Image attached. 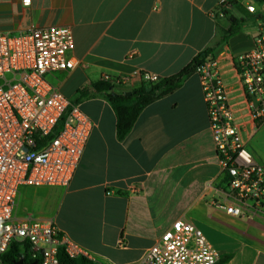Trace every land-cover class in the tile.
Segmentation results:
<instances>
[{
	"label": "crops",
	"instance_id": "0c3cea01",
	"mask_svg": "<svg viewBox=\"0 0 264 264\" xmlns=\"http://www.w3.org/2000/svg\"><path fill=\"white\" fill-rule=\"evenodd\" d=\"M220 0H0V32L67 26L75 68L49 81L92 120L94 127L67 187L19 191L14 215L51 219L98 264H136L161 235L185 219L201 229L226 264H264V215L235 218L215 205L222 199V165L197 73L171 94L147 105L118 138L117 118L103 96L80 90L104 76L130 79L177 74L221 40L230 17L237 34L214 51L246 147L264 164V123L255 127L233 57L250 50L264 5L236 4L216 17ZM254 4L257 14L249 13ZM209 183L214 188L208 189ZM25 199V200H24Z\"/></svg>",
	"mask_w": 264,
	"mask_h": 264
},
{
	"label": "built area",
	"instance_id": "2783aa9c",
	"mask_svg": "<svg viewBox=\"0 0 264 264\" xmlns=\"http://www.w3.org/2000/svg\"><path fill=\"white\" fill-rule=\"evenodd\" d=\"M246 0H220L216 17ZM29 6L32 0H22ZM249 13L257 14L254 4ZM75 47L67 26H33L18 33L0 32V264L12 244L28 245L22 264H59V249L71 258L91 254L61 232L51 219L14 215L21 186L67 187L84 154L94 124L79 103L66 98L48 79L75 68ZM251 118L264 123V19L259 18L253 47L233 57ZM209 57L197 70L216 150L222 165V199L215 205L235 218L264 215V164L246 147L242 130L219 69ZM156 82V76L144 73ZM103 78H108L104 76ZM110 78V77H109ZM127 83V78H117ZM208 189L214 188L209 183ZM221 254L201 229L185 219L175 221L136 264H217Z\"/></svg>",
	"mask_w": 264,
	"mask_h": 264
},
{
	"label": "trees",
	"instance_id": "16d2710c",
	"mask_svg": "<svg viewBox=\"0 0 264 264\" xmlns=\"http://www.w3.org/2000/svg\"><path fill=\"white\" fill-rule=\"evenodd\" d=\"M254 1L264 5V0ZM225 14L228 16L229 11H226ZM259 18L264 19V14L260 15ZM242 23V19L231 16L229 28L227 30L221 29L220 42L200 52L177 74L159 79L156 82L145 80L143 74H138L130 79L131 83L128 88H124L125 83L119 79L102 78L82 88L80 94L85 98L96 95L103 96L111 103L117 118L118 138L123 139L131 131L138 116L147 105L178 89L188 77L197 72L209 57L214 56L216 48L239 32ZM149 87H151L150 91L147 90ZM126 92L132 93L125 95ZM28 256V245L25 244L24 250H22L21 245L14 243L4 256V260L11 264H16L20 258H24L26 263ZM232 257V254L222 256L217 264H226ZM58 258L59 264H98L85 257L71 258L65 253L63 248L59 249Z\"/></svg>",
	"mask_w": 264,
	"mask_h": 264
},
{
	"label": "rangeland",
	"instance_id": "374dc122",
	"mask_svg": "<svg viewBox=\"0 0 264 264\" xmlns=\"http://www.w3.org/2000/svg\"><path fill=\"white\" fill-rule=\"evenodd\" d=\"M32 188L34 189V188H40V187L21 186L20 189H19V191H21V193L24 191V195L22 197L23 198H26L27 193L30 192L31 190H33Z\"/></svg>",
	"mask_w": 264,
	"mask_h": 264
},
{
	"label": "water",
	"instance_id": "95a60500",
	"mask_svg": "<svg viewBox=\"0 0 264 264\" xmlns=\"http://www.w3.org/2000/svg\"><path fill=\"white\" fill-rule=\"evenodd\" d=\"M148 91H150L151 90V87H149L148 89H147ZM132 92H126L125 93V95H130ZM22 260H20V261H18L16 264H22Z\"/></svg>",
	"mask_w": 264,
	"mask_h": 264
}]
</instances>
